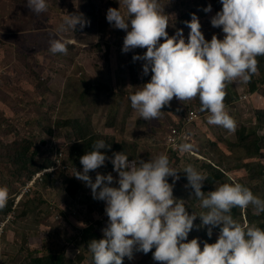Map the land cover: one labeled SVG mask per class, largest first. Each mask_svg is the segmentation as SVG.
Here are the masks:
<instances>
[{"label": "rangeland", "instance_id": "rangeland-1", "mask_svg": "<svg viewBox=\"0 0 264 264\" xmlns=\"http://www.w3.org/2000/svg\"><path fill=\"white\" fill-rule=\"evenodd\" d=\"M51 1L47 10L37 15L31 12L26 5V0H14V2L0 0V186L11 185L17 189V186L21 185L26 191L33 185L31 196L36 198L37 205L26 213L28 215L24 213V209L20 208L17 219L15 214L10 215L9 224L7 223L8 215L4 212L0 214V264H31L28 257L30 247L39 248L40 243L48 237L55 238L66 246L71 258L75 257L78 251L80 254L75 258L76 264H92L91 253L87 248L92 238L87 236L86 230L89 229V236L94 229L100 237L103 236L102 229L106 226L108 219L104 211L105 202L94 199L91 188L85 183L74 197H69L63 183L66 180V174L73 175L75 168L79 171V168L74 165V159L71 158L72 161L67 159V153L69 155L73 153L75 156L73 147L70 146L80 147L83 144L81 138L94 135V139H104L111 145L106 152L114 151L116 143L123 147L129 159L139 157L148 160L151 155L158 154L159 149H156L158 147L155 141L163 137L166 139L171 136L172 131L176 130L177 135L180 136V142L193 139V134L202 136L203 131L196 129L195 126L185 127L183 118L186 111L197 106L194 103L184 105L189 101L182 102L175 96L168 105H164L166 110L160 118L166 122L164 129L156 118L144 119V124L138 122L136 129L134 128V122L137 120L135 116L138 113L135 110L129 113L125 108L129 109L128 94L135 89L127 96L122 95L123 99L119 104L120 112L115 113V122L111 121V113H108L107 119L102 114L104 107L96 110L91 106L78 103L77 100L62 98L65 87L75 88L76 86L84 89L85 82L102 86L108 84V88L114 90L116 85L113 74L120 66L118 52L122 48L123 37L113 35V26L110 23L101 32L98 40L100 44H95L91 36L84 33L79 35L76 28L57 32L62 18L68 13L75 12L71 0H59V3L58 0ZM105 1L96 0L97 4L100 3L97 9L101 16H106L105 6L111 4V1L114 3L111 7H115V4L119 2V0H111L105 5L101 4ZM161 1L163 11L169 15V24L166 27V30L170 31L169 35H173L179 28L183 29V35L187 39L190 29L184 21L190 20V17L185 13L192 9L199 13L201 30L206 39L211 38L213 26L210 19L215 15L213 10L205 12L202 7L191 6L188 0ZM15 3H20L19 9H14ZM221 8L222 3L218 2L216 12ZM121 9L123 11V6ZM38 31L42 33L40 36ZM32 32L38 33L31 35ZM53 35L70 39V45L66 44L68 50L66 57H63L61 53L53 55L47 49H43L44 46L48 48V41ZM217 35L222 38L224 34ZM21 49H26L27 54L20 51ZM259 58L264 68V56ZM25 63H30L39 74L32 75L31 71L24 69ZM107 76L109 79L105 81ZM263 78L264 75L261 72L253 83L235 84L230 88L233 100L229 103V108L233 114H229L234 120L239 119L235 127V134L238 135L226 137L231 134L229 130H222L223 135L212 131L208 134L210 141L204 138L200 156H197V159H190L193 165L204 167L213 176H218L217 179L206 181L207 188H204L205 183H203L202 190H212L218 182H239L248 186L254 194L264 197V134H258L259 130L264 129V83L261 81ZM48 81L49 90L42 96L39 89H44ZM146 81L148 80L141 79L139 85ZM254 85L256 91L251 92ZM243 93L250 97L242 102L240 96ZM41 98L45 99V103L39 104L38 101ZM29 101H36L39 106L28 104ZM112 105L113 103H109L108 107ZM255 119L258 126L253 124ZM67 120H71L73 125L78 126L79 131L77 127L74 129L64 127V122ZM213 125L217 129L218 125ZM87 126L92 130H87ZM48 128L56 129L53 138H49L51 134L46 131ZM140 129L142 131L137 135L136 130ZM8 130L14 131L9 133ZM21 133H24V136H20ZM12 135H17L20 139L26 136L25 144L32 147V155L35 157V165L32 169L45 161L49 155L47 148L55 146L59 149L50 157L54 161V164L49 166V168L54 167L51 171L53 173L51 178L56 180L54 183L48 184L43 181L45 175H42L41 170L37 171L39 174H36V182L34 178L32 182H21L13 166L10 152L4 150V146L15 140ZM235 138L240 140L235 142L233 141ZM40 139L47 140V148L37 141ZM133 140L140 146L134 147L131 143ZM217 144H222L223 149L216 147ZM69 147L70 151H68ZM130 150H132L131 153ZM148 151L151 152L150 155L146 154ZM61 170H66L65 176L59 174ZM97 172L102 174L111 172L114 177L118 176V173L113 171V165L109 159H106L105 164L93 172V180ZM204 174L208 179L209 172ZM75 178L79 182L82 181L76 176ZM183 180L187 181L186 176ZM173 196L179 199L184 197L181 192H175ZM10 197L9 195L7 198ZM186 210L190 214L193 212L199 214L204 209L196 200L191 211ZM237 210L246 212L245 216L232 212L234 218L241 223L256 225L257 220L253 219L259 218L262 213L256 214L251 205L243 209L238 207ZM200 220L201 218L197 215L193 222L194 227L189 231L186 239L198 237L202 248L205 240L209 243L215 242L219 226L214 227L212 235L209 236L207 234L209 226L199 227ZM45 227L48 233L47 237L43 238L41 232ZM152 251L154 249L148 253L135 252L131 260L125 257L122 264H162L152 259Z\"/></svg>", "mask_w": 264, "mask_h": 264}, {"label": "clouds", "instance_id": "clouds-1", "mask_svg": "<svg viewBox=\"0 0 264 264\" xmlns=\"http://www.w3.org/2000/svg\"><path fill=\"white\" fill-rule=\"evenodd\" d=\"M221 3L222 8L211 17L210 23L224 35L221 38L213 33L210 39L202 32L196 13L184 21L190 29L187 39L179 28L169 35L166 31L169 15L159 0H119V8L110 6L106 10V19L112 26L127 30L123 52L146 47L142 54L132 56L133 61H144V75L151 72L148 81L129 93L132 109L145 120L158 118L162 107L175 96L182 102L198 99L200 111L206 110L201 114L192 109L184 119L186 128L195 126L203 130L202 136L193 134V139L180 142L175 130L166 139L168 150L189 152L190 159L200 156L204 138L210 141V132L223 135L222 130H229L231 134L226 137L238 135L235 127L239 119L234 120L229 105L224 103L225 82L247 83L258 71L257 57L264 56V0H221ZM26 5L39 15L47 10L48 0H26ZM210 10L211 4L204 8L205 12ZM78 23L84 27L88 21L83 14L68 13L57 32L75 29ZM67 42L53 35L48 41V51L66 53ZM93 42L100 44L98 35ZM127 85L130 87L128 79ZM248 97L243 93L240 99L243 102ZM213 124L218 125L217 129ZM253 124L258 126L256 119ZM258 134H264V129ZM110 147L104 139L93 141L91 149L79 157L82 170L75 168L73 174L91 188L94 199L105 202L108 219L103 236L87 244L92 264H122L125 257L131 260L135 252L148 253L152 249V259L162 264H264V228L255 223H241L232 214L233 208L249 205L256 214L264 212V197L239 182H218L214 189L204 191L203 183L207 188L206 181L217 178L190 160L180 171L170 166L164 152L151 155L148 160L129 159L124 150L113 151L111 156L101 151ZM216 147L223 149L222 144ZM106 159L118 176L97 172L93 180L90 170L104 165ZM52 168L42 169V175H53ZM208 172L206 179L204 173ZM36 174L39 173H34L29 182L33 178L36 182ZM185 176L187 181L183 180ZM32 188L33 185L24 191L20 185L15 195L29 193ZM175 192L183 193L184 197H174ZM7 197V188L0 186V207L11 200ZM196 200L204 210L190 214L186 209L191 211ZM237 211L245 216L246 212ZM12 214H8V224ZM197 215L201 218L199 227L209 226V236L219 226L215 242L205 240L202 248L198 237L186 239Z\"/></svg>", "mask_w": 264, "mask_h": 264}, {"label": "trees", "instance_id": "trees-1", "mask_svg": "<svg viewBox=\"0 0 264 264\" xmlns=\"http://www.w3.org/2000/svg\"><path fill=\"white\" fill-rule=\"evenodd\" d=\"M108 1L111 0H106L105 2L101 3L103 5H105ZM186 1V0H184ZM191 6H199L202 8H205L207 5L211 4V10L214 11V13H216V8H217V3L221 2V0H188ZM10 2H14V0H10ZM72 4H73V11L75 12V14H83L84 18L88 21V23L85 24L84 27H81L80 24L78 23L76 25V31L79 35H83V33L87 36H91L92 40L96 39L97 35H98V40L101 37V32L102 30L107 26V24L109 23L106 19V16H101V14L99 15V9L98 8V4L100 7V3L96 2V0H71ZM52 1L48 0V4H51ZM59 3V0H58ZM159 3L161 5V8L163 7V2L161 0H159ZM113 1H111V4L105 6L106 9L110 6H112ZM184 4V2H183ZM114 6V5H113ZM119 2H117L115 4L116 8H119ZM20 7V3H15L14 4V9H19ZM192 13H196V15L198 16L199 13L195 10L189 9V11H187L185 13V15L189 16L191 19V14ZM106 14V12H105ZM98 31H96V30ZM126 31L125 29H120V28H116L113 26V35L117 36L120 35L124 38V36L126 35ZM168 33L170 31L166 30ZM39 32V31H38ZM38 32H32L31 35L33 33H38ZM212 32L213 33H220V34H224L221 32L219 27H212ZM43 33H45V31H43ZM42 33L39 32V36ZM59 36V35H57ZM61 37V36H60ZM63 38V37H62ZM65 40H67L68 45H70V39H68L67 37L64 38ZM163 39V38H161ZM27 47V46H26ZM43 49H47L48 48L46 46L43 47ZM122 49V48H121ZM119 50L118 55H119V59H120V66L117 70L116 73L113 74L114 76V81H115V85L116 88L114 90H111L108 88V84H105L104 86L102 85H98V84H94V83H89V82H85L84 83V89H82V87H76L72 88V87H65L63 94H62V98L65 99H72V100H77L78 103L80 104H85L88 106H91L92 109H99L100 107H104V112L102 113L106 119H107V115L108 113H111L110 115L112 116L111 121L115 122V113H119L121 108V105H119L123 99V94H125V96H127V94L136 89L137 86H139V83L142 80H149L150 76H151V72H149L148 75H144L142 72V64L144 63V61L142 60H136L133 61L132 60V56L134 53H143L144 51H142V49L140 47H137L135 49H132L128 52H123L122 50ZM146 49V47L144 48ZM20 51L25 52L27 54V50L26 49H21ZM68 52V50H67ZM67 52L66 53H61V55L63 57L67 56ZM51 53V52H50ZM53 54V53H51ZM56 54V53H55ZM53 54V55H55ZM107 54V52H106ZM107 56V55H106ZM257 69L258 71L253 74L250 78V80L245 83V84H251L253 83L256 78L260 75V73L262 72V74L264 75V68L262 67L261 63H260V58L259 56L257 57ZM24 69L31 71L32 75L35 74H39V72H37L30 63H25V67ZM17 73H19V71H16ZM109 77H105V81L108 80ZM127 79L130 82V87L127 85ZM71 80V79H70ZM69 80V81H70ZM264 83V78L261 80ZM74 85V84H73ZM235 83L234 82H225V96H224V103L225 105H229V103L233 100V97L231 95V89L232 86H234ZM7 87V85H5ZM39 89V87H38ZM82 89V90H81ZM42 93L41 95L43 96L46 91L49 90V81L47 83V86L44 89H39ZM256 91V86H252L251 88V92ZM129 95V94H128ZM117 97V100H116ZM23 102V101H22ZM39 104L41 103H45V99L41 98L39 101ZM101 103H103L104 105H102ZM109 103H113L112 107H108ZM127 103H129V109L125 108V110H127L129 113L133 112V109L130 105V100L127 99ZM192 103H194L197 108H194L195 111L204 114L205 111H200V103L199 100L196 99L194 100ZM191 102L187 103L185 102L184 105H188V104H192ZM28 104H32L33 106H39L36 104V101H29ZM106 107V108H105ZM109 108V109H108ZM116 109V110H115ZM115 110V111H113ZM162 113L161 115L156 118L158 120V122H161V126L164 129L166 122L160 120V118L162 117L163 111L166 110L165 106L162 107ZM124 111V110H123ZM189 111L191 110H187L186 114L189 113ZM231 113V112H229ZM137 114V113H136ZM135 118L137 119L134 122V128L136 129V124L138 122H142L144 124V119L141 118L139 116V114L137 116H135ZM125 119H128L127 117H125ZM185 119V116L184 118ZM74 123L71 120H67L64 122V127H69V128H75L77 127V130L79 131L78 126L73 125ZM88 129L87 130H92L89 129V126H87ZM142 129V128H141ZM136 130L138 133L137 135H139L141 133L142 130ZM53 130V132H52ZM56 129H51L48 128L46 131L51 134L49 135V138H53V134L55 133ZM14 130H8L9 133H12ZM16 131H20V130H16ZM158 131H162V130H158ZM24 136V133H21L20 136ZM13 138H15V140L13 142H10V144L4 146V150H8L10 152V157H12L13 160V166L15 168V170L17 171V175L20 176V180L22 183H27L30 181L32 175L34 173H36L38 170H42L44 168H49V166H51L52 164H54V161L50 158L51 155H53L56 151V147L55 146H50L49 148H47L48 146V142L45 139H40L37 140L39 141V143L47 148L48 152L47 154H49L47 156V158L45 159V161L41 164H38V166L35 169H32L35 165V157L32 155V147L29 144H25L24 139H26V136L24 138L21 137L17 138V135H12ZM113 137H111L112 139ZM167 139V138H166ZM166 139L165 137L161 138L158 141H155V143L157 144L156 146L159 149L157 152L161 153L164 152L168 155L169 157V162H170V166L173 168H177L180 171H182L183 167L186 165L187 161L190 160V155L189 152H184L181 153L178 151V149L176 150H166L167 148V144H166ZM97 139H94V135L93 136H88L85 138H81V141H83V144L80 147H77L75 145H71L70 147H73V151L75 153V156H73L72 154H68L67 153V159L73 158L75 161L74 165L77 166V168H79V170H82V165L80 163V159L79 157L84 154V152L89 151L91 149V146L93 144V141H95ZM23 142V143H22ZM188 142V141H187ZM107 143V141H106ZM132 145L135 146H140V144H138L135 140H133ZM115 146V150L114 151H123V147L120 146L119 144H114ZM68 149V151H70V148ZM164 149V150H163ZM236 149V146H235ZM107 148L105 149H101V151L105 152L107 154V156H111L113 151H108L106 152ZM125 151V150H124ZM132 150H130L131 153ZM146 154H151L150 151H148ZM149 155H145V156H149ZM72 161V160H71ZM96 170V169H95ZM95 170H90L89 175L92 177L93 176V172ZM65 171L66 170H61L59 172V174L61 176H65ZM216 178H218V176H216ZM43 181H46V183L48 184H52L54 183L56 180L54 178H51L50 174H45ZM64 185L66 186V194L69 197H74L79 190H81L83 188V185L85 182L81 181H77L75 176L72 174H69L67 176L66 174V180L63 182ZM7 188V190H9L8 196H11V200L10 202H5V204L0 207V214L4 212L5 215H8L9 213H13L15 214V219H17L16 216H19L20 212V208L24 209V213L26 214L27 212H29L30 210H32L33 208H36L37 205L35 204V199L33 198V196H31V192L29 193H24L22 194L21 192H18L17 195H15V193L17 192V189L19 186H17V189L13 188L11 185L5 186ZM14 207H17L14 209ZM232 212L234 214H239L240 212H238L235 208L232 209ZM28 215V214H26ZM253 220H257V226H260L262 228H264V212L261 213V215L259 216V218H254ZM260 221V222H259ZM41 222V220L39 221V223ZM13 223L15 224V220H13ZM48 233V229L47 227L44 228V231L41 232V236H44L43 238L47 237ZM87 236L89 238H96L99 239L101 238L95 231L89 236V229L87 228L86 230ZM44 243V245H42ZM31 251L28 254L29 260L31 261V264H76L75 263V258L79 257V252L77 251V254L75 255V257L71 258L68 255V248L66 246H64L61 242H59L58 240H56L55 238H51L48 237L46 238L44 241H42L39 245V248H32V246L30 247ZM124 263V261H123Z\"/></svg>", "mask_w": 264, "mask_h": 264}]
</instances>
